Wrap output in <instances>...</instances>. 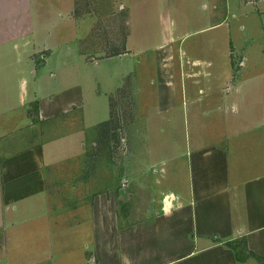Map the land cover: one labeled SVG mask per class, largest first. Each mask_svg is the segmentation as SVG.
<instances>
[{
	"label": "crops",
	"instance_id": "crops-1",
	"mask_svg": "<svg viewBox=\"0 0 264 264\" xmlns=\"http://www.w3.org/2000/svg\"><path fill=\"white\" fill-rule=\"evenodd\" d=\"M159 4L155 32L144 25L142 33L132 30L134 3L124 4L129 11L124 45L177 42L172 32L176 20ZM140 13L143 17V8ZM88 16L84 26L74 0H0V235H7L19 220L42 218L48 264L55 237L73 230L83 238L79 251L84 259L78 264H264V171L242 175L248 163L245 148L230 135L229 144L206 148L193 142L186 152L172 150L169 158L147 146L139 169L155 175L148 185L136 182V193L130 176L121 212L109 207L115 201L110 194L92 193V210L86 213L80 208L83 180H57L56 172L67 170L63 163L78 159L85 149L87 92L77 75L86 67L131 56L130 47L120 54L86 52L84 43L90 42L96 22ZM135 37L140 39L133 41ZM143 91L138 85L129 89L131 102L134 97L139 105ZM162 91L157 88V101L175 104V88ZM36 125H51L55 133L22 147L23 131ZM260 136L244 144L264 149V130ZM75 201L76 209L70 205Z\"/></svg>",
	"mask_w": 264,
	"mask_h": 264
},
{
	"label": "rangeland",
	"instance_id": "rangeland-1",
	"mask_svg": "<svg viewBox=\"0 0 264 264\" xmlns=\"http://www.w3.org/2000/svg\"><path fill=\"white\" fill-rule=\"evenodd\" d=\"M127 2L74 0L84 16V26L90 20L88 15L96 19L90 42L84 43L86 52L120 54L130 47L131 56L115 57L110 64L97 68L86 67L82 75H77L87 92L85 149L78 159L63 163L67 170L59 169L57 180L73 183L83 180L85 198L80 208L84 212L92 210V193L110 194L115 201L111 197L113 202L109 207L121 212L123 187L129 183L130 176L133 186L141 181L145 186L155 175L139 169L142 156L147 155V146L153 153L156 149L169 158L172 150L186 152L193 142H203L201 147L206 148L229 144L228 135L233 143L245 148L242 153L248 163L243 165L242 175L264 171L261 159L264 149L244 144L250 137L262 135L264 130V0H147L144 3L131 0L135 5V13H132L134 9L131 11L133 31L138 33L147 25L148 32H155L153 27L161 2L176 20L177 28L172 27V32L178 40L167 44L124 45L129 29L126 23L129 11L124 8ZM236 13L239 14L235 16ZM130 70L131 76L124 79ZM120 85L123 86L115 93ZM137 85L144 89L139 105L133 101L134 97L132 102L129 98V89L134 91ZM157 88L163 93L166 88H175V104L169 102V106L165 98L158 102ZM236 89L240 94L235 93ZM110 93H115L112 98H108ZM110 114L112 119H108ZM105 121L107 124L103 125ZM51 129V125L40 128L36 125L31 132L23 131L21 146L41 142L43 137L46 139L55 133ZM236 130L239 133L231 135ZM252 157L256 159L255 164L250 162ZM136 186L135 193L139 192V184ZM75 203L70 205L76 209ZM40 219L19 220L15 227L8 229L7 235H0V264L49 263L44 255ZM66 228L73 230V227ZM82 239L76 230L57 235L51 263L78 264L84 259L79 251Z\"/></svg>",
	"mask_w": 264,
	"mask_h": 264
},
{
	"label": "trees",
	"instance_id": "trees-1",
	"mask_svg": "<svg viewBox=\"0 0 264 264\" xmlns=\"http://www.w3.org/2000/svg\"><path fill=\"white\" fill-rule=\"evenodd\" d=\"M102 124H103V125H106V124H107V121L103 122Z\"/></svg>",
	"mask_w": 264,
	"mask_h": 264
}]
</instances>
